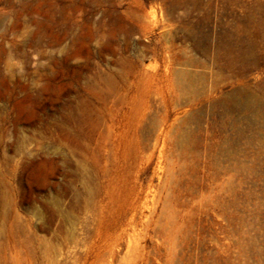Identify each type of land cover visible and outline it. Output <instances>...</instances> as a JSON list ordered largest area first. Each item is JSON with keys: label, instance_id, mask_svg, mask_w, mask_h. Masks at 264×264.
Instances as JSON below:
<instances>
[{"label": "rangeland", "instance_id": "obj_1", "mask_svg": "<svg viewBox=\"0 0 264 264\" xmlns=\"http://www.w3.org/2000/svg\"><path fill=\"white\" fill-rule=\"evenodd\" d=\"M0 264H264V0H0Z\"/></svg>", "mask_w": 264, "mask_h": 264}, {"label": "bare ground", "instance_id": "obj_2", "mask_svg": "<svg viewBox=\"0 0 264 264\" xmlns=\"http://www.w3.org/2000/svg\"><path fill=\"white\" fill-rule=\"evenodd\" d=\"M228 58V57H227ZM221 64H222V62H221ZM84 166V165H83ZM87 171H89V170H87ZM81 206V205H80Z\"/></svg>", "mask_w": 264, "mask_h": 264}]
</instances>
